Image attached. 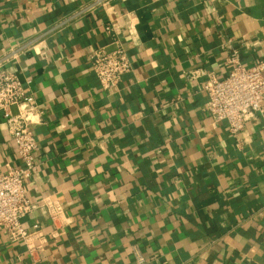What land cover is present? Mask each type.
<instances>
[{"label":"crops","instance_id":"crops-1","mask_svg":"<svg viewBox=\"0 0 264 264\" xmlns=\"http://www.w3.org/2000/svg\"><path fill=\"white\" fill-rule=\"evenodd\" d=\"M97 1L0 0V67L40 111L31 235L0 230V264H137L133 246L144 264H264V102L234 136L202 89L233 49L264 62V0ZM119 46L133 67L105 90L90 58ZM20 165L0 112V174Z\"/></svg>","mask_w":264,"mask_h":264},{"label":"built area","instance_id":"built-area-1","mask_svg":"<svg viewBox=\"0 0 264 264\" xmlns=\"http://www.w3.org/2000/svg\"><path fill=\"white\" fill-rule=\"evenodd\" d=\"M239 56V51L233 49L225 59L229 67L227 75L223 78L209 75L202 85L207 95L206 112L213 122H225L234 136L240 134L247 122L262 110L264 102V62L244 64ZM90 65L105 90L115 89L133 67L121 46L113 50L96 49ZM14 105L20 107L17 114L11 111ZM0 112L21 162L20 166L0 174V230L12 242L26 241L31 234L22 226L21 220L37 207L25 194V182L36 169L34 152L38 146L30 126L39 122L40 111L33 96L24 92L17 76L3 67H0ZM49 212L55 220L56 209L50 207ZM133 253L137 264L145 263L136 246H133Z\"/></svg>","mask_w":264,"mask_h":264}]
</instances>
